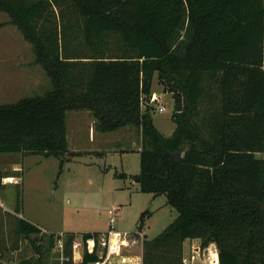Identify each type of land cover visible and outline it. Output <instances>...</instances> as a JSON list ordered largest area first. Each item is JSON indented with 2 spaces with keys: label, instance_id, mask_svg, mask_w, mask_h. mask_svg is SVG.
Instances as JSON below:
<instances>
[{
  "label": "trees",
  "instance_id": "trees-1",
  "mask_svg": "<svg viewBox=\"0 0 264 264\" xmlns=\"http://www.w3.org/2000/svg\"><path fill=\"white\" fill-rule=\"evenodd\" d=\"M0 12L51 85L0 105V154L74 155L67 112L86 111L102 134L132 126L140 136L133 181L177 213L145 237L142 264H181L187 240L214 243L219 264H264V159L255 157L264 153V0H0ZM155 76L173 100L168 138L151 117ZM15 223L37 255L19 264H42L59 236ZM63 236L62 264H73L76 235ZM96 261L85 252L80 264Z\"/></svg>",
  "mask_w": 264,
  "mask_h": 264
},
{
  "label": "rangeland",
  "instance_id": "rangeland-1",
  "mask_svg": "<svg viewBox=\"0 0 264 264\" xmlns=\"http://www.w3.org/2000/svg\"><path fill=\"white\" fill-rule=\"evenodd\" d=\"M50 88V80L37 64L32 46L9 17L0 12V105L43 96ZM160 92L162 88L155 76L152 96ZM150 107L155 129L163 137H170L175 129L171 96L163 94ZM207 109L201 104L200 116ZM65 127L67 149L72 156L0 154V175L15 178L13 185L0 190V264L37 258L31 242L17 234V218L38 227L43 234H74L80 240L82 234L106 231L110 219L115 221L116 232H135L140 215L147 212L142 230L151 240L177 217L164 196L142 193L132 179L140 173V136L134 127L102 134L96 131L95 120L86 111L67 112ZM41 245L47 248L46 239ZM188 246L187 242L183 244L185 257ZM132 253L138 255L140 247ZM125 255L126 252L117 251L114 261L122 257L118 260L123 264L135 262ZM59 258L53 246L42 264H57Z\"/></svg>",
  "mask_w": 264,
  "mask_h": 264
},
{
  "label": "built area",
  "instance_id": "built-area-1",
  "mask_svg": "<svg viewBox=\"0 0 264 264\" xmlns=\"http://www.w3.org/2000/svg\"><path fill=\"white\" fill-rule=\"evenodd\" d=\"M152 101L159 102L156 95L152 96ZM159 111H164V108H160ZM17 172L18 169H14ZM15 182L14 177H6L0 179V186L13 185ZM114 219H110L109 227L103 234L92 235L86 240H77L76 238L71 243L72 262L81 263L82 254H96L97 261L93 264H123L116 261L114 257L117 251H124L126 255L124 257L136 259L133 264H142V250L143 242L145 240V233L143 230H136L129 233H118L115 231ZM59 239L56 242V250L60 254V258L57 264H62L66 259L64 257V236L58 235ZM188 257L183 256L181 264H219V253L214 243H209L207 246H202L197 240H187ZM140 247V253L133 255L132 251L136 247ZM119 262V263H118ZM131 263V262H130ZM127 264V263H125Z\"/></svg>",
  "mask_w": 264,
  "mask_h": 264
},
{
  "label": "crops",
  "instance_id": "crops-1",
  "mask_svg": "<svg viewBox=\"0 0 264 264\" xmlns=\"http://www.w3.org/2000/svg\"><path fill=\"white\" fill-rule=\"evenodd\" d=\"M156 96H157V98H161L162 96H163V93L162 92H160V93H158V94H156ZM257 155H261V160L262 159H264V153H262V154H255V157H257ZM107 231V230H106ZM106 231H104V232H102V233H97V234H103V233H105ZM187 241H185L184 242V244L186 243ZM127 264H133V263H127Z\"/></svg>",
  "mask_w": 264,
  "mask_h": 264
}]
</instances>
